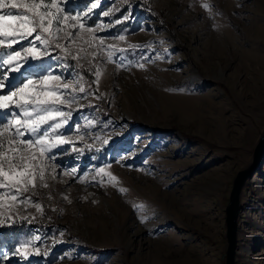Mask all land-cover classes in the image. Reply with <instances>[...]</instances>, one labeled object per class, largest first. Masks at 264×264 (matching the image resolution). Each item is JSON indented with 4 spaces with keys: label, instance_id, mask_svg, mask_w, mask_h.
Returning a JSON list of instances; mask_svg holds the SVG:
<instances>
[{
    "label": "rangeland",
    "instance_id": "1",
    "mask_svg": "<svg viewBox=\"0 0 264 264\" xmlns=\"http://www.w3.org/2000/svg\"><path fill=\"white\" fill-rule=\"evenodd\" d=\"M263 136L264 0H0V227L29 229L0 264H227ZM235 264H264V154Z\"/></svg>",
    "mask_w": 264,
    "mask_h": 264
},
{
    "label": "water",
    "instance_id": "2",
    "mask_svg": "<svg viewBox=\"0 0 264 264\" xmlns=\"http://www.w3.org/2000/svg\"><path fill=\"white\" fill-rule=\"evenodd\" d=\"M264 154V136L260 140L259 145L255 151V160L253 168L242 171L239 173L233 191L231 193L230 203L227 208V227H228V253H227V264H235V254H236V243H237V215L239 207V197L241 190L246 182V180L254 174L258 164L261 162Z\"/></svg>",
    "mask_w": 264,
    "mask_h": 264
},
{
    "label": "trees",
    "instance_id": "3",
    "mask_svg": "<svg viewBox=\"0 0 264 264\" xmlns=\"http://www.w3.org/2000/svg\"><path fill=\"white\" fill-rule=\"evenodd\" d=\"M2 51H5V48H3ZM40 68L36 69L39 70ZM84 76L86 77L87 85L92 87L93 85V77L92 75L88 74V71L84 68L80 69ZM42 226L39 225V228ZM28 225L25 221H16L14 225H4L0 227V240L2 242H8L9 246H11L12 242H16L19 235L26 234L28 232ZM90 250H93L95 253H101L103 250L93 247L90 245H86Z\"/></svg>",
    "mask_w": 264,
    "mask_h": 264
}]
</instances>
